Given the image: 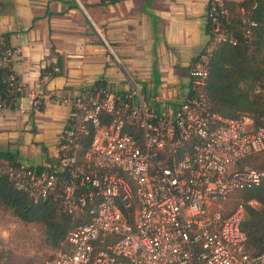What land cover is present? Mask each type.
Returning <instances> with one entry per match:
<instances>
[{
  "label": "built area",
  "instance_id": "2783aa9c",
  "mask_svg": "<svg viewBox=\"0 0 264 264\" xmlns=\"http://www.w3.org/2000/svg\"><path fill=\"white\" fill-rule=\"evenodd\" d=\"M257 1L234 15L225 0H207L208 43L174 110L150 107L137 87L121 95L99 84L72 97L26 89L11 70L18 47L0 38V65L9 69V100L0 91V107L14 101L20 110L22 95L33 110L50 101L69 105L54 157L38 166L0 157V175L15 190L53 203L72 221L51 264H264V250L245 251L241 227L245 206L258 203L227 206L233 193L264 179V155L259 166L244 162L264 150V127L248 114L212 111L204 94L212 49L236 43L232 18L244 38L251 35ZM254 92H264V83Z\"/></svg>",
  "mask_w": 264,
  "mask_h": 264
},
{
  "label": "crops",
  "instance_id": "0c3cea01",
  "mask_svg": "<svg viewBox=\"0 0 264 264\" xmlns=\"http://www.w3.org/2000/svg\"><path fill=\"white\" fill-rule=\"evenodd\" d=\"M238 3V0H230ZM207 0H0V36L26 89L72 97L96 82L174 110L190 90L188 69L208 43ZM59 71L49 75L42 71ZM42 72V73H41ZM0 107V153L38 166L56 155L69 105L33 110L22 95Z\"/></svg>",
  "mask_w": 264,
  "mask_h": 264
},
{
  "label": "trees",
  "instance_id": "16d2710c",
  "mask_svg": "<svg viewBox=\"0 0 264 264\" xmlns=\"http://www.w3.org/2000/svg\"><path fill=\"white\" fill-rule=\"evenodd\" d=\"M228 9L234 15L237 9L243 6L249 10L251 0L242 3H234L225 0ZM250 17L256 26L249 37L242 36V26L239 20L232 18L228 29L236 37V43L216 44L209 55L206 65L208 76L204 89L205 97L210 109L228 117H238L248 114L253 120L254 126L264 127V92L255 93L254 88L264 83V1L259 0L251 10ZM3 44L8 45L7 36L2 35ZM4 45H0V50ZM42 71L49 75H55L59 71H52V67ZM9 72L6 66L0 65V91L6 101L5 83L3 78ZM42 73V72H41ZM102 84L96 82L95 85ZM264 154V150H262ZM0 153V157H2ZM12 160L9 156H4ZM258 157L262 154L248 156L244 162L253 166H259ZM241 201L254 199L259 209L245 206L242 229L246 234L245 251L250 255H256L264 250V179L251 189L236 191ZM235 192V193H236ZM234 194V193H233ZM0 209L8 211L12 216L23 223H36L42 227L43 240L46 245L56 249L64 247L66 231L72 226L70 218L57 211L56 206L49 202H35L25 192L17 191L5 175H0ZM0 264H7L1 260Z\"/></svg>",
  "mask_w": 264,
  "mask_h": 264
},
{
  "label": "rangeland",
  "instance_id": "374dc122",
  "mask_svg": "<svg viewBox=\"0 0 264 264\" xmlns=\"http://www.w3.org/2000/svg\"><path fill=\"white\" fill-rule=\"evenodd\" d=\"M262 152L259 154L263 157ZM262 157H258L257 163H261ZM239 200L240 195L236 192L231 195L227 206L232 207ZM255 208L259 209L260 206L257 205ZM43 238V230L39 224L23 223L8 211L0 209V256L3 262L51 264L58 249L46 245Z\"/></svg>",
  "mask_w": 264,
  "mask_h": 264
}]
</instances>
